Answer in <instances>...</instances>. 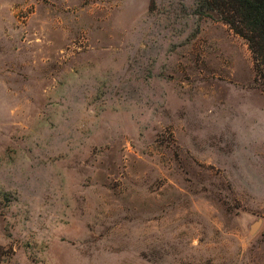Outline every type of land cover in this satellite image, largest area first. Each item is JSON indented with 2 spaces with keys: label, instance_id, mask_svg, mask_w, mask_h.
I'll use <instances>...</instances> for the list:
<instances>
[{
  "label": "rangeland",
  "instance_id": "1",
  "mask_svg": "<svg viewBox=\"0 0 264 264\" xmlns=\"http://www.w3.org/2000/svg\"><path fill=\"white\" fill-rule=\"evenodd\" d=\"M201 1L0 0V264H264V91Z\"/></svg>",
  "mask_w": 264,
  "mask_h": 264
},
{
  "label": "trees",
  "instance_id": "2",
  "mask_svg": "<svg viewBox=\"0 0 264 264\" xmlns=\"http://www.w3.org/2000/svg\"><path fill=\"white\" fill-rule=\"evenodd\" d=\"M201 8L246 41L253 58L255 83L264 91V0H202Z\"/></svg>",
  "mask_w": 264,
  "mask_h": 264
},
{
  "label": "water",
  "instance_id": "3",
  "mask_svg": "<svg viewBox=\"0 0 264 264\" xmlns=\"http://www.w3.org/2000/svg\"><path fill=\"white\" fill-rule=\"evenodd\" d=\"M259 227V223L255 224L252 228V233H255Z\"/></svg>",
  "mask_w": 264,
  "mask_h": 264
}]
</instances>
